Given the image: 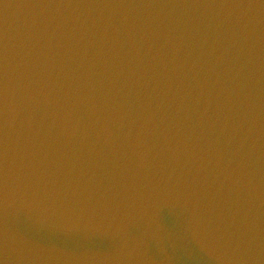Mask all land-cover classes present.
Returning <instances> with one entry per match:
<instances>
[{
  "label": "water",
  "instance_id": "obj_1",
  "mask_svg": "<svg viewBox=\"0 0 264 264\" xmlns=\"http://www.w3.org/2000/svg\"><path fill=\"white\" fill-rule=\"evenodd\" d=\"M0 264H264V0H0Z\"/></svg>",
  "mask_w": 264,
  "mask_h": 264
}]
</instances>
